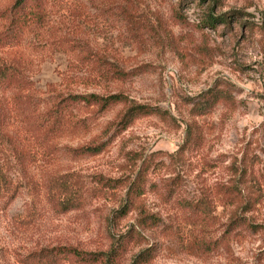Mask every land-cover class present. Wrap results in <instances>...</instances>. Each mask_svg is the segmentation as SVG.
I'll return each mask as SVG.
<instances>
[{
	"label": "rangeland",
	"instance_id": "rangeland-1",
	"mask_svg": "<svg viewBox=\"0 0 264 264\" xmlns=\"http://www.w3.org/2000/svg\"><path fill=\"white\" fill-rule=\"evenodd\" d=\"M15 1L0 0V35L14 31ZM33 2L44 20L15 48L33 84L32 124L68 94L126 101L67 104L71 126L50 145L49 161L40 154L23 167L0 147L19 187L12 201L0 197V264L54 246L105 252L126 233L134 237L118 264H264V0ZM206 13L229 23L205 25ZM9 56L0 46V63ZM211 88L232 102L195 114L185 99ZM131 104L147 111L122 128L116 118ZM88 144L104 150L79 151ZM64 173L83 183L85 203L59 215L37 191ZM184 201L206 202V215ZM205 240L209 252L198 245Z\"/></svg>",
	"mask_w": 264,
	"mask_h": 264
},
{
	"label": "trees",
	"instance_id": "trees-1",
	"mask_svg": "<svg viewBox=\"0 0 264 264\" xmlns=\"http://www.w3.org/2000/svg\"><path fill=\"white\" fill-rule=\"evenodd\" d=\"M35 0H16L14 2V31L12 34L0 35V46L5 47L8 51L9 61L0 63V147L7 148L17 162L28 167V162L35 160L41 154L46 160L51 155L50 145L53 141L68 131L70 123L64 120L63 111L67 104H78L97 106L106 108L110 104L126 101L120 94H109L99 96L97 94H68L66 97L59 99L46 113V118L35 124H32L30 115L27 110L33 111L29 104V98L33 90L31 80L24 74V59L15 50L22 42L23 34L32 23L43 22V12L38 4L33 5ZM34 6V7H33ZM42 8V7H41ZM227 14L212 15L206 13L202 23L209 26L215 24L229 23ZM6 90H12L13 94L8 97L4 95ZM188 103L193 104L195 114L203 113L217 104L220 100L232 102L231 95L226 91L218 89H208L199 93L197 99L186 98ZM147 111L142 105H129L116 118V124L127 127L131 124L133 118ZM12 127L11 131L9 127ZM188 131L187 137H192ZM6 145V146H5ZM104 150L103 145L88 144L79 149L86 154H97ZM99 190L106 186L99 179ZM18 185L14 182L8 163L0 162V197H6L12 201L18 193ZM235 187L232 186L229 192ZM96 189V188H95ZM42 190L38 193L42 195L44 203L55 214H66L70 211L81 209L85 203L86 190L83 183L74 175V173H64L50 175L45 180ZM139 191L138 184H134L131 192ZM126 203V202H125ZM182 206L191 212L201 211L206 215L207 204H191L183 202ZM119 213L126 212V204H122ZM234 224L246 226L249 223L241 217L232 218ZM134 235L126 233L124 235L112 238L108 251L105 252H84L71 246H54L48 249H40L25 258L21 259L22 264H118L119 257L125 251L127 241L131 240ZM201 250L209 252L213 246L211 241H201L198 243ZM139 259V256H137ZM148 259V257H143ZM141 258V260H145ZM138 261V260H137Z\"/></svg>",
	"mask_w": 264,
	"mask_h": 264
}]
</instances>
